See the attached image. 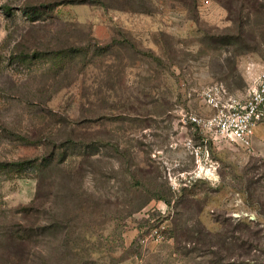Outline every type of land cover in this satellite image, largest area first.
I'll use <instances>...</instances> for the list:
<instances>
[{"label": "rangeland", "instance_id": "obj_1", "mask_svg": "<svg viewBox=\"0 0 264 264\" xmlns=\"http://www.w3.org/2000/svg\"><path fill=\"white\" fill-rule=\"evenodd\" d=\"M263 71L264 0H0V264H264V123H183Z\"/></svg>", "mask_w": 264, "mask_h": 264}, {"label": "built area", "instance_id": "obj_2", "mask_svg": "<svg viewBox=\"0 0 264 264\" xmlns=\"http://www.w3.org/2000/svg\"><path fill=\"white\" fill-rule=\"evenodd\" d=\"M202 99L212 110L211 115L205 117L190 111L183 116V123L192 126L200 136L199 144L191 140L188 143L199 167L210 162L211 143L229 141L244 149L253 147L255 128L264 123V71L254 79L244 97L229 96L224 85L216 83L203 91ZM202 175L200 168L197 176Z\"/></svg>", "mask_w": 264, "mask_h": 264}, {"label": "trees", "instance_id": "obj_3", "mask_svg": "<svg viewBox=\"0 0 264 264\" xmlns=\"http://www.w3.org/2000/svg\"><path fill=\"white\" fill-rule=\"evenodd\" d=\"M246 227V228H245ZM242 226L241 224H238L237 225V229H240V228H242L241 230H240V232H242L243 231V229H246V230H249L250 229V227H247V226ZM205 230L204 229H202V235H203V232H204ZM250 231V230H249ZM207 235H210L211 236V233H206ZM219 237H220V235H219ZM239 237H241V236H239ZM239 237H237V238H234V240L231 242V243H233V244H237L238 242H239V240H240V238ZM224 239V240H223ZM205 240V237L203 236V241ZM220 240H221V243H219V245L221 246V248H223L224 249V246L226 245V243H227V241L225 240V238L224 237H222V238H220ZM209 241H211L212 242V239H209ZM208 246H211L210 244H208ZM240 246H245L244 247V249H246V250H248L249 248H252V247H254V246H256L253 242H247V241H245L244 242V245H240ZM218 264H220V263H218ZM222 264H232L231 262H227V263H222Z\"/></svg>", "mask_w": 264, "mask_h": 264}]
</instances>
